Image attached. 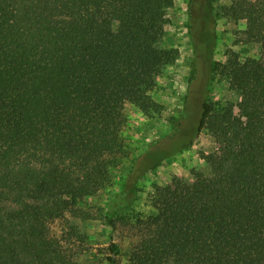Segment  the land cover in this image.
Wrapping results in <instances>:
<instances>
[{
  "label": "trees",
  "instance_id": "trees-1",
  "mask_svg": "<svg viewBox=\"0 0 264 264\" xmlns=\"http://www.w3.org/2000/svg\"><path fill=\"white\" fill-rule=\"evenodd\" d=\"M174 0H0V264H71L49 224L110 182L121 152L123 107L157 111L156 77L177 59L161 46ZM224 16L245 21L264 51V0H234ZM192 61L181 114L167 135L131 159L106 203L107 224L136 201L137 182L207 130L223 143L209 177L156 187L138 219L128 264H264V60L214 59L213 0H188ZM240 95L207 101L214 74ZM106 264H117L110 243Z\"/></svg>",
  "mask_w": 264,
  "mask_h": 264
},
{
  "label": "rangeland",
  "instance_id": "rangeland-1",
  "mask_svg": "<svg viewBox=\"0 0 264 264\" xmlns=\"http://www.w3.org/2000/svg\"><path fill=\"white\" fill-rule=\"evenodd\" d=\"M187 1L174 0L173 7L166 12L167 21L161 46L175 50L177 59L156 77V87L151 97L159 106L157 111L144 115L132 103L124 104L121 152L109 169V184L49 224L51 239L59 245L71 264H106L111 242L116 243L120 249L117 264H128L131 247L140 237L137 220L153 212L151 197L155 188L169 184L174 177L187 183L194 181L196 173L209 177L210 167L206 157L223 152V143L217 141L207 128L201 129L187 149L173 154L140 178L137 182L136 201L127 211L114 217V229L111 231L107 224L106 203L121 187L131 167V159L163 139L183 109L193 56L186 30ZM233 1L213 0L217 14L215 61L223 65L233 54H237L241 61L254 56L264 60V51L260 54L259 49L251 45H248V51H244L242 31L245 29V21H235L222 14L223 9ZM239 100L240 95L230 88L226 74L217 71L209 84L207 101L212 105L233 106L237 112Z\"/></svg>",
  "mask_w": 264,
  "mask_h": 264
}]
</instances>
